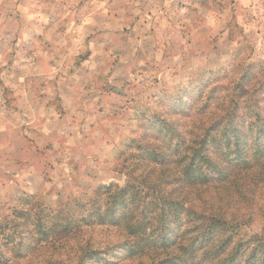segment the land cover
<instances>
[{
    "label": "rangeland",
    "instance_id": "obj_1",
    "mask_svg": "<svg viewBox=\"0 0 264 264\" xmlns=\"http://www.w3.org/2000/svg\"><path fill=\"white\" fill-rule=\"evenodd\" d=\"M259 119L264 0H0V264H264Z\"/></svg>",
    "mask_w": 264,
    "mask_h": 264
},
{
    "label": "trees",
    "instance_id": "obj_2",
    "mask_svg": "<svg viewBox=\"0 0 264 264\" xmlns=\"http://www.w3.org/2000/svg\"><path fill=\"white\" fill-rule=\"evenodd\" d=\"M260 122H262L263 123V119H259V125H260ZM263 125V126H262ZM261 126H262V130L264 129V123L262 124ZM162 219H164V224H163V226H166V225H168L169 223L167 222V218H166V214H163L162 216ZM166 218V219H165ZM145 230V229H144ZM136 231L135 230H133V231H131V233H135Z\"/></svg>",
    "mask_w": 264,
    "mask_h": 264
}]
</instances>
